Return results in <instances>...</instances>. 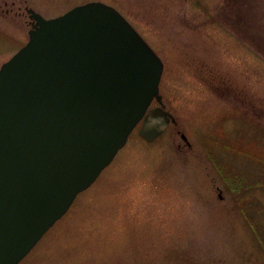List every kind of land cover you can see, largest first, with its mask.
Returning <instances> with one entry per match:
<instances>
[{
	"label": "rangeland",
	"instance_id": "374dc122",
	"mask_svg": "<svg viewBox=\"0 0 264 264\" xmlns=\"http://www.w3.org/2000/svg\"><path fill=\"white\" fill-rule=\"evenodd\" d=\"M20 1L46 18L88 1L115 8L162 60L159 93L174 122L152 142L139 137L138 124L17 264H264V227L262 242L253 232V222H264L263 186L241 197L203 147L210 138L264 153V115L257 121L245 108L253 103L264 114V0H250L259 3L260 27H250L249 39L242 24L216 20L229 0ZM11 17L0 14V65L27 39L28 16ZM215 76L231 82L228 92L210 87ZM234 92L249 101L241 106ZM234 154L221 158L254 178L256 159ZM256 205L253 222L245 220L241 207Z\"/></svg>",
	"mask_w": 264,
	"mask_h": 264
},
{
	"label": "water",
	"instance_id": "95a60500",
	"mask_svg": "<svg viewBox=\"0 0 264 264\" xmlns=\"http://www.w3.org/2000/svg\"><path fill=\"white\" fill-rule=\"evenodd\" d=\"M28 12L27 42L0 67V264L31 250L138 122L148 142L174 122L161 59L115 8Z\"/></svg>",
	"mask_w": 264,
	"mask_h": 264
},
{
	"label": "flooded vegetation",
	"instance_id": "af4514ba",
	"mask_svg": "<svg viewBox=\"0 0 264 264\" xmlns=\"http://www.w3.org/2000/svg\"><path fill=\"white\" fill-rule=\"evenodd\" d=\"M239 5H241L242 8L239 7ZM257 5H259V3L257 4L256 2H251L250 0H229L228 3L223 4L224 7L223 6L220 7L221 10H218L217 12L215 11L214 16L216 17V20L217 18H219L221 22L226 23V24H235V23L242 24L245 30L244 31L245 37L249 39L251 38L249 34L250 27L252 25L259 26V24H257V20L254 17L257 15L256 12L258 13L259 11L256 8ZM251 11L253 12V14H251ZM0 14L5 15V16L12 15L11 18L13 19L23 18V17L26 18V16H28V20L25 21L26 26H28L27 32L31 28H33V19L30 17V13L28 12V7L26 6L25 2H21L19 0V3L16 4L15 0H0ZM29 17L32 20H30ZM260 37H263V36L254 37L252 39L257 40ZM213 81H214V84H213ZM213 81H211L212 85L210 84V87L212 89L215 88V90H219L220 89L219 84H221L223 86L222 91H226V92L229 91L230 89L229 86L231 85V82H228L225 78H221L217 80L215 76V78H213ZM226 83H229V84L226 85ZM233 98H238L241 103L240 104L241 106L245 105V102L249 101L248 99H245V94L241 92L240 94H238L237 92H234ZM245 108L248 111L251 110V113L253 114V116H255L257 121H259V119L264 115L263 111H261L260 108H256L253 103H251V105H245Z\"/></svg>",
	"mask_w": 264,
	"mask_h": 264
},
{
	"label": "trees",
	"instance_id": "16d2710c",
	"mask_svg": "<svg viewBox=\"0 0 264 264\" xmlns=\"http://www.w3.org/2000/svg\"><path fill=\"white\" fill-rule=\"evenodd\" d=\"M203 147H204V151L206 152V157H207L206 159L211 164L214 172L215 173L218 172L220 174V178L228 181V185L231 186L233 189H239V188L242 189L241 197L243 196L245 197V195L249 194L251 192L250 190H253L252 188L254 187L263 186L264 188V157H262V155L264 154L263 152H260L259 155L252 154L250 153V151H248V147L242 148L240 147L239 144L236 145L231 141L230 142L220 141V143H216L214 140L210 138H205ZM243 149H247V150H243ZM230 152L235 153L236 155L239 154L243 155L244 157L247 156L250 162H253V160H251L250 157L255 158L256 159L255 162H257L259 169L257 175L254 176V178H251L250 172L247 173V171L243 169L237 171L234 166L229 165L226 161H224L221 158L222 154H228ZM241 209L243 211L245 220H249L250 222L252 221L250 217L255 215L254 214L255 210L259 211L257 205L254 208V210L249 208V211L247 213L245 212L244 208L241 207ZM263 211H264V207H263ZM262 218H263L262 220H264V212ZM250 227L255 228V229L253 228V232L255 236H257L258 234L257 231L259 232V228L262 229V227H264V222L258 225L257 223L253 222V227L252 225ZM258 239L260 242H262L261 237H258Z\"/></svg>",
	"mask_w": 264,
	"mask_h": 264
}]
</instances>
